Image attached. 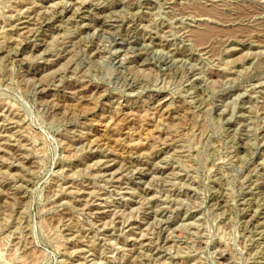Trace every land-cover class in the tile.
Segmentation results:
<instances>
[{
	"label": "rangeland",
	"instance_id": "rangeland-1",
	"mask_svg": "<svg viewBox=\"0 0 264 264\" xmlns=\"http://www.w3.org/2000/svg\"><path fill=\"white\" fill-rule=\"evenodd\" d=\"M0 264H264V0H0Z\"/></svg>",
	"mask_w": 264,
	"mask_h": 264
},
{
	"label": "bare ground",
	"instance_id": "bare-ground-1",
	"mask_svg": "<svg viewBox=\"0 0 264 264\" xmlns=\"http://www.w3.org/2000/svg\"><path fill=\"white\" fill-rule=\"evenodd\" d=\"M116 152V151H115Z\"/></svg>",
	"mask_w": 264,
	"mask_h": 264
}]
</instances>
